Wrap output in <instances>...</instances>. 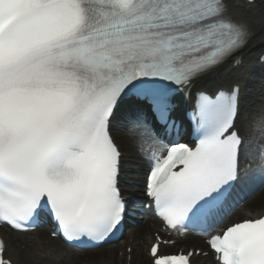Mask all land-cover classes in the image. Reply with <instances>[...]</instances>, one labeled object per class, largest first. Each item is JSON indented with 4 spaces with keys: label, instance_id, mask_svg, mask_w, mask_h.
Here are the masks:
<instances>
[{
    "label": "snow or ice",
    "instance_id": "obj_1",
    "mask_svg": "<svg viewBox=\"0 0 264 264\" xmlns=\"http://www.w3.org/2000/svg\"><path fill=\"white\" fill-rule=\"evenodd\" d=\"M236 7L231 0H0V223L26 232L46 216L66 243L107 242L128 208L122 153L110 134L127 104L144 138L168 141L166 156L147 157L143 185L155 215L173 231L200 226L218 264H264V217L207 233L240 179L242 155L264 179V110L242 117L236 85L197 89L184 113L177 103L247 45L251 22ZM185 116L191 146L180 142ZM169 243L157 236L152 264H191L201 254L161 253ZM0 264H13L3 240Z\"/></svg>",
    "mask_w": 264,
    "mask_h": 264
},
{
    "label": "bare ground",
    "instance_id": "obj_2",
    "mask_svg": "<svg viewBox=\"0 0 264 264\" xmlns=\"http://www.w3.org/2000/svg\"><path fill=\"white\" fill-rule=\"evenodd\" d=\"M252 32L250 40L247 45L240 52L243 57H250L252 49H256L259 46H264V14L253 20ZM261 46V47H262ZM239 53V54H240ZM236 71L241 72V70H232L230 68V63L224 65L221 68L216 69L215 77H205L204 84H213L215 82H226L232 78H239L242 84L243 91L241 93V108L243 109V114L248 116L257 115L261 110H264V104L254 100L257 95L264 96V85L261 76L264 77V73H254L250 71L246 73L245 70L241 72L240 75ZM211 74V73H210ZM203 84V85H204ZM207 86V85H206ZM257 110L254 112V109ZM124 110L121 112V119L118 122L121 124V130H116L113 132L115 140L120 145L121 149L127 153V159L131 164L130 169H133L131 173L132 177H135L134 183H136L137 191L140 183H138L137 178L140 179L142 176V171L145 167V162L148 160V153L150 150L157 149V147L162 146V141L159 139L155 142L144 138L143 136V126H137L129 123V115ZM241 121L239 120V123ZM240 125V124H239ZM244 158V157H243ZM245 159V158H244ZM256 162L255 160H250ZM127 164V163H126ZM264 179L260 175L256 176L254 179L253 186L248 188L246 191L245 201L235 212V217L238 215L244 216L250 214H258L260 210L264 209ZM133 182V181H132ZM146 213V212H144ZM146 218L149 217V212L145 215ZM233 216L230 217V219ZM156 223L150 222L148 219L143 220V222L132 228V234L139 239L138 249L134 253V260L138 258L139 264H150V259L144 252L143 247L148 241L149 234H151L152 229H155ZM15 234H8L5 232V238L8 241L9 248L12 249V256L15 264H74L80 261L82 255H87L90 257L91 253L81 252L74 249H64L56 239L49 238L45 233L40 232L39 234H25L26 236H20V238H15ZM35 236L40 239L35 238ZM187 236H192L190 233ZM172 239L174 237L172 236ZM175 244L178 247L186 246L190 247L193 245H203V240H198V242L186 241L184 238H180V235H175ZM173 248V247H172ZM96 254L100 259H105L106 264H118L119 261L116 260L115 250L112 253L110 249H105L104 247L95 250ZM201 258L196 257L194 264H200ZM101 263V262H96ZM102 264V263H101Z\"/></svg>",
    "mask_w": 264,
    "mask_h": 264
}]
</instances>
